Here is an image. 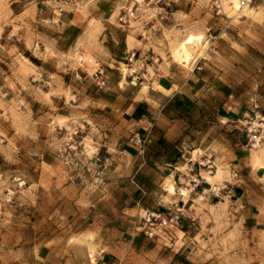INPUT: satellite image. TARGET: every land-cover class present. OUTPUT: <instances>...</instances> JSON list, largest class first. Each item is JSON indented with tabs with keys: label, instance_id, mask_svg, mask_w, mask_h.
<instances>
[{
	"label": "rangeland",
	"instance_id": "1",
	"mask_svg": "<svg viewBox=\"0 0 264 264\" xmlns=\"http://www.w3.org/2000/svg\"><path fill=\"white\" fill-rule=\"evenodd\" d=\"M87 1L75 4L72 0H0V264H264V135L253 143L246 129L255 113L264 114V52L250 47L237 79L223 71L217 74L223 80L214 76L216 72L211 77L210 91H222L228 112L220 122L222 127L217 124L212 129L216 136L209 146L212 157L205 154L209 161L204 167L217 170L220 175L225 172L226 178L205 186L197 182V175L190 174L195 169L198 172L200 164L188 163L183 157L184 168L164 179L165 194L172 192L168 186L172 183L174 195L181 199L170 202L172 199L167 196V205H136V210L135 205H127L124 232L122 226L95 218V189L107 179L95 171L97 162L85 146L86 139L91 138L89 123L75 110L76 105H92L105 95L107 81L100 86L94 71L97 64L105 68V73L110 68L95 58V49L89 48L87 55L77 50L70 43L73 33H65L60 18L34 17L36 10L56 13L85 9ZM214 1L165 0L158 12L146 6L129 26L140 31L141 36L144 34L146 40L154 37L153 46L139 52L135 49L140 55H147L144 65L125 59L127 65L119 64L122 72H127L128 78L132 71L130 80L138 75L134 79L137 85L145 86L139 81L145 78L142 73L153 74L149 63L166 58L180 68H190L175 59L173 47L198 23L196 32H203L204 39L191 45L192 55L198 47L201 52L203 45L224 39L215 16H226L215 14ZM126 5L127 1L123 2ZM173 11L179 15L178 23H170L162 35L155 33L154 28L149 33L148 26L155 22L161 25L163 21L166 26L164 22ZM205 11L212 17L205 18ZM232 18L238 19L231 15L229 20ZM244 36L257 39L247 32ZM88 37L95 35L89 33ZM258 37L264 44V35ZM115 39L113 52L120 55L119 32ZM219 102V97H212L207 103L212 121H219ZM82 124L78 147L63 148L68 127ZM137 131L128 140L143 147L145 142L139 145L133 138ZM160 145L158 148L163 151L170 148L162 142ZM189 147V143L184 144L185 156ZM165 166L166 171L174 169L172 165ZM193 183H197L194 190ZM219 184L224 188L214 195L212 187ZM146 186L151 190L147 197L151 202L157 186L151 182ZM109 206L99 208L113 219L115 214ZM176 206L182 207L183 216L168 236L149 237L143 233L140 223L146 209L168 212ZM108 236L127 241L121 256H103L99 241Z\"/></svg>",
	"mask_w": 264,
	"mask_h": 264
},
{
	"label": "crops",
	"instance_id": "2",
	"mask_svg": "<svg viewBox=\"0 0 264 264\" xmlns=\"http://www.w3.org/2000/svg\"><path fill=\"white\" fill-rule=\"evenodd\" d=\"M84 1L72 0L71 3L78 4ZM126 1L127 5H130L128 1L133 2V0H89L84 4L85 9L62 10L56 13L36 10L34 15L40 19L50 16L60 18L61 28L65 33L70 30L74 35L70 43L83 55H87L89 48L95 49L97 51L94 53L95 58L110 68L106 73L105 95L99 97V102L92 105H76L75 110L89 123L88 135L91 138L85 141L88 136L86 135L84 141L87 149L92 151L93 160L97 162L95 171L99 177L107 179L95 189L98 194L95 201L97 205L94 210L95 218L112 222L117 227L122 226L124 232L127 231V205H135L133 208L136 210L139 209L136 205H151V207L167 205L169 203L164 201L167 196L172 199L170 202H174L176 198L181 199L179 195H174L176 191L165 194L167 189L164 187V179L175 170L184 168L186 164H182L185 160L183 157L188 163L200 164L198 172L195 169V172L190 174L197 175V182L205 183V186L209 187L212 183L226 178L225 172L217 176L219 173L217 170H207L204 167L205 161H209L205 154L211 156L209 146L216 137L212 129L217 124L222 127L220 122L228 112L227 101L224 100L226 97L222 95V91L220 89L210 91L213 87L211 77L213 72H216L214 76L223 80L221 75H217L223 71L237 79L241 77V67L250 47L264 52V44L257 40L260 34L264 35V0H253L243 8L244 16L241 18L229 20L230 17L215 16L218 18L224 39L203 45L201 52L198 51V47L192 55L190 68H180L166 58L149 63L148 67L153 69V74L148 76L142 73L141 76L144 75L145 78L139 83L146 84L139 86L134 80L138 75H133L130 80L132 71L127 78V72L123 73L119 64L127 65L125 59L128 51L136 49L139 52L143 48L153 46L154 37L152 40H146L144 34L141 36L140 31L131 29L128 23L116 25L117 15L123 2ZM220 4L222 5V2ZM247 8L250 10L246 14L244 11ZM203 16L212 17L208 11H205ZM177 18L179 15L173 11L169 20L164 22L166 26L162 24L163 21L161 25L155 22L148 26L149 33L154 28L155 33L162 35L166 30L165 27L172 25L170 23H178ZM188 18L191 19V16ZM199 26L200 23L198 26L193 24L194 32ZM245 27H248V31H244ZM205 28L210 30V27ZM117 32L121 34L122 54L120 55L113 52L117 42L115 39ZM245 32L256 35L257 39L247 37L250 38L247 41ZM89 33L94 34L95 37L90 39ZM56 49L60 50V48ZM212 97L220 99L216 111L218 122L211 120L207 105ZM136 129L146 137L143 147L134 145L128 140ZM160 142L169 145L170 148L163 151L158 148L161 146ZM186 143L190 144L187 156L183 153ZM165 165H172L174 169H171V172L166 171ZM148 182L157 186L155 199L151 202L147 201L151 192L146 186ZM196 185L197 183H193L192 190ZM99 205H110L109 208L115 214L113 219L111 216L106 217ZM99 245L104 248L103 256L119 257L126 249L127 241L121 237L117 239L108 236L99 241Z\"/></svg>",
	"mask_w": 264,
	"mask_h": 264
},
{
	"label": "built area",
	"instance_id": "3",
	"mask_svg": "<svg viewBox=\"0 0 264 264\" xmlns=\"http://www.w3.org/2000/svg\"><path fill=\"white\" fill-rule=\"evenodd\" d=\"M22 1V0H18ZM165 0H133L132 4L123 6L117 15V21L119 23H128L137 18L140 13H143L146 6L158 12V9H161V4ZM240 8L238 12L234 13L232 16L237 18H241L243 15L242 8L245 5H249L253 2V0H239ZM214 12L215 14H222L226 17H230L226 11H224L223 7L219 3H214ZM160 17H163V14L159 11ZM151 16V15H150ZM147 55H140L137 51L132 50L128 51V55H126V62L128 63L138 62L140 65H144V61L146 60ZM95 77L98 79V83L100 86H103L106 83V73L105 68L101 65L97 64V68L94 71ZM81 127H68L65 145L63 148L67 149H76L79 145L77 136ZM247 133L249 135V139L253 141V143H257L264 135V114L261 112H257L254 116L248 120V124L246 125ZM135 142L139 145L145 142V137L141 135L139 131L135 132L133 135ZM224 185H214L212 187V193L217 195L222 191ZM183 216L182 207L176 206L174 211H162L158 209H146L144 214L142 215L140 228L143 233L149 237H164L168 236V232L171 228L175 227L181 221Z\"/></svg>",
	"mask_w": 264,
	"mask_h": 264
},
{
	"label": "bare ground",
	"instance_id": "4",
	"mask_svg": "<svg viewBox=\"0 0 264 264\" xmlns=\"http://www.w3.org/2000/svg\"><path fill=\"white\" fill-rule=\"evenodd\" d=\"M222 5H223L224 10L228 14H229L228 11H231V13L233 12L232 14L230 13L231 15L238 12V9L240 8L239 0H222ZM246 6H248V5H245L243 8H245ZM243 8H242V10H243ZM203 39H204V33L201 31L194 32V31L190 30L189 32H187V34H185V36L182 39H180L176 43V45L173 47L172 53H173L175 59L180 61V62H183L184 64H189L192 60V53H191V49H190L191 45L202 43ZM259 155H255V159L260 160ZM259 163H261V162H259ZM219 175H220V173H218L217 176H219ZM168 186H169L170 190H172V191L175 190L174 184L170 183Z\"/></svg>",
	"mask_w": 264,
	"mask_h": 264
}]
</instances>
